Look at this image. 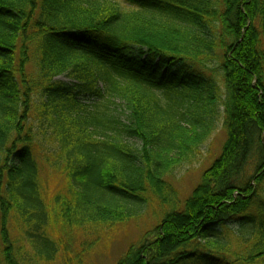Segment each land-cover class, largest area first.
I'll list each match as a JSON object with an SVG mask.
<instances>
[{"label":"trees","instance_id":"1","mask_svg":"<svg viewBox=\"0 0 264 264\" xmlns=\"http://www.w3.org/2000/svg\"><path fill=\"white\" fill-rule=\"evenodd\" d=\"M219 128L182 201L175 170ZM158 207L115 264H264V0H0V264Z\"/></svg>","mask_w":264,"mask_h":264},{"label":"rangeland","instance_id":"2","mask_svg":"<svg viewBox=\"0 0 264 264\" xmlns=\"http://www.w3.org/2000/svg\"><path fill=\"white\" fill-rule=\"evenodd\" d=\"M225 140L226 133L223 128H219L203 146V154L198 161L193 165H184L175 170L176 173L172 176L171 182L182 201L201 182L204 171L220 155ZM43 178L44 189L50 196L65 186L64 177L48 168L43 171ZM156 214L149 209L140 220H131L124 227L102 234L98 246H92L94 236H87L81 231H73L69 234L62 231L59 226H54V237L61 242V253L51 264H115L132 244L137 243L146 233L153 230L158 221L164 217V210L158 207ZM83 242L90 243V246H82Z\"/></svg>","mask_w":264,"mask_h":264}]
</instances>
